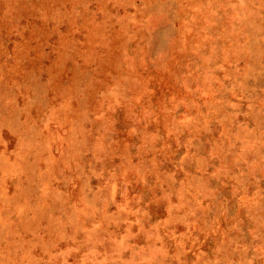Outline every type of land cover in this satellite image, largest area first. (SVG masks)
I'll use <instances>...</instances> for the list:
<instances>
[{"label":"rangeland","instance_id":"obj_1","mask_svg":"<svg viewBox=\"0 0 264 264\" xmlns=\"http://www.w3.org/2000/svg\"><path fill=\"white\" fill-rule=\"evenodd\" d=\"M0 264H264V0H0Z\"/></svg>","mask_w":264,"mask_h":264}]
</instances>
